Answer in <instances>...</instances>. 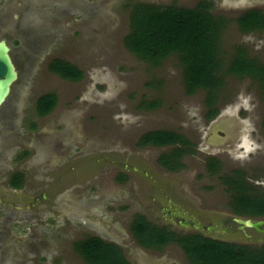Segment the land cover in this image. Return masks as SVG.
Wrapping results in <instances>:
<instances>
[{
	"label": "rangeland",
	"instance_id": "obj_1",
	"mask_svg": "<svg viewBox=\"0 0 264 264\" xmlns=\"http://www.w3.org/2000/svg\"><path fill=\"white\" fill-rule=\"evenodd\" d=\"M201 2L224 21L218 37L223 86L212 124L204 118L206 91L186 92L178 56L154 66L123 43L132 5ZM250 9L264 13V0H0V39L18 72L2 107L13 105L10 117L0 110V264H85L73 246L88 237L118 246L130 264H189L175 244L160 252L139 247L129 226L140 215L179 234L193 232L171 224L161 190L179 196L182 208L228 218L230 171L240 169L245 182L264 187V92L254 80L226 73L236 48L264 65V30L242 34L237 27ZM54 59L82 78L70 82L49 72ZM46 94L55 95V108L38 117L35 102ZM153 131L193 143L178 172L157 163L172 146H137ZM208 157L220 163L215 175L206 170ZM15 172L25 180L20 190L8 184ZM119 174L127 180L118 183ZM243 235L241 243H249Z\"/></svg>",
	"mask_w": 264,
	"mask_h": 264
},
{
	"label": "trees",
	"instance_id": "obj_2",
	"mask_svg": "<svg viewBox=\"0 0 264 264\" xmlns=\"http://www.w3.org/2000/svg\"><path fill=\"white\" fill-rule=\"evenodd\" d=\"M206 3L201 2L195 8L134 4L129 12L130 31L123 43L127 51L154 66L172 55L178 56L186 92L193 94L198 89L206 91V117L210 119L217 114L216 95L223 86L218 77L221 72L218 37L224 21L213 18L209 14L211 5ZM236 23L242 33L262 31L264 13L256 10L244 12ZM48 70L70 82L82 78L80 70L60 59L52 60ZM226 73L239 79L257 77L264 90V65L249 58L243 48L235 49ZM55 99L53 94L39 97L35 102L36 115L48 116L55 108ZM137 146H172L169 153L157 158V163L167 171L178 172L184 167L182 158L193 153L194 145L175 132L153 131L143 134ZM26 155V152L21 153L17 160H22ZM213 164L209 166L210 170ZM227 179L231 190L229 207L233 214L245 218H264V191H256L244 180ZM126 180L123 174L116 177L118 183ZM24 181L22 173L15 172L9 177L8 184L13 189H21ZM129 230L136 244L145 250L160 252L170 244L177 245L189 264H264V245L253 247L216 241L197 233L179 234L156 226L140 215L134 216ZM73 247L85 264H130L118 246L97 237L85 238L74 243Z\"/></svg>",
	"mask_w": 264,
	"mask_h": 264
},
{
	"label": "flooded vegetation",
	"instance_id": "obj_3",
	"mask_svg": "<svg viewBox=\"0 0 264 264\" xmlns=\"http://www.w3.org/2000/svg\"><path fill=\"white\" fill-rule=\"evenodd\" d=\"M251 10H255V9H250V10H247L245 12H248V11H251ZM256 11H258V10H256ZM29 22H30L29 20H26L24 22V24L28 25ZM27 28H29V27H27ZM252 33H254V32H252ZM242 34H250V33H242ZM10 54H11V52H10ZM11 58H12V56H11ZM12 60H13V58H12ZM242 79L254 80L255 82H257L258 89L262 90L260 82H259V79L257 77H255V79H252L251 77H245V78H242ZM262 91L264 92V90H262ZM12 107H13V105H10V108L7 111H5V110L2 111L1 110V112L3 113V114H1V117L5 118V119L7 117L9 118L10 115H9L8 111H11ZM207 110L208 109H206V113H205V116H204L205 121H207V122L212 124L216 120V118L219 116V112H217V114L213 118L208 119L206 117ZM11 114H12V112H11ZM263 124H264V118H263V121H262V126H263ZM213 162H215V164H213ZM211 164H213V167L210 170L209 166ZM205 167H206V170H207V172L209 174L215 175V173L220 168V163H219V161L217 159H215L213 157H211V158L208 157L205 160ZM162 169L165 172H167V173H171V174L172 173H176V172L167 171L164 168H162ZM227 178H231L234 181H239L240 182V180H242V181L244 180V173L242 171H240V169H236L234 171H230V175H228L226 177V179L224 181V184L226 185V187L224 186V192L226 193V195H229V199H230L231 190L229 188L230 184L227 182V180H228ZM245 183H247V182H245ZM251 185L258 192L264 191V187L261 188V189H258L256 187H254L253 184H251ZM15 190H20V189H15ZM161 192H162V195L164 196V201L166 203L164 205L165 207L162 204H161V206H163V208H164V210L166 212V215L169 217V220H170L171 224L175 225V226H179V225L181 226V223L187 222L188 226L187 227H182L181 226V228H183L185 230H188V231L192 230L193 232H191L189 234L197 233L199 235H202L203 237L210 238V239H213V240H216V241L234 243V244H238V245H249V246H253V247H260V246L264 245V218H245V217L237 218L238 216L235 215V213L232 216H229L228 218H217L214 215L206 213L205 211H202V212L197 211V212H195V211H193L195 209H191V208H188L186 206L182 208V206H179V204H180L179 203V196H175L174 192L173 193L171 192L172 193L171 195L170 194L168 195V193L166 191H164V190H161ZM227 206H228V208L230 210L229 202H228ZM201 216L210 217L211 220L209 221V224H206V225L201 224L200 220H199V217H201ZM246 221H251L252 223H256V222L260 221V222H262V225L259 226L258 230H257V229H254L252 227H247L244 224V222H246ZM195 226H198V228H195ZM164 228H166V227L164 226ZM211 228H212V231H211ZM167 229H169V227H167ZM169 230H171V229H169ZM171 231H173V230H171ZM173 232H175V231H173ZM176 233H178V232H176ZM185 234H188V233H185ZM233 234L236 235V236H234L235 238L234 237L230 238V236L233 235ZM243 234H247L246 236H249L248 237L249 243H245V244L241 243L240 240L242 239V236L243 237L245 236ZM237 236H240V237H237ZM106 243H108V242H106ZM109 244H112V243H109ZM148 251H150V250H148Z\"/></svg>",
	"mask_w": 264,
	"mask_h": 264
},
{
	"label": "water",
	"instance_id": "obj_4",
	"mask_svg": "<svg viewBox=\"0 0 264 264\" xmlns=\"http://www.w3.org/2000/svg\"><path fill=\"white\" fill-rule=\"evenodd\" d=\"M9 54L10 48L7 42L4 39H0V110H2L4 103L11 96L12 88L18 81V72ZM244 224L247 227H252L258 230V227L262 225V222L259 221L252 223L251 221H246ZM181 226L187 227L188 223L183 222L181 223ZM195 228H198V226H195Z\"/></svg>",
	"mask_w": 264,
	"mask_h": 264
}]
</instances>
